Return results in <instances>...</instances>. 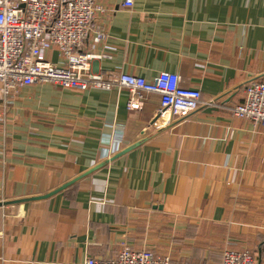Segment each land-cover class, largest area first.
Here are the masks:
<instances>
[{
  "label": "crops",
  "instance_id": "1",
  "mask_svg": "<svg viewBox=\"0 0 264 264\" xmlns=\"http://www.w3.org/2000/svg\"><path fill=\"white\" fill-rule=\"evenodd\" d=\"M125 2L100 0L90 72L175 73L217 105L173 114L146 94L132 110L124 89L50 83L0 95V264L113 259L123 244L177 264H220L227 248L259 262L264 127L232 109L264 82V0Z\"/></svg>",
  "mask_w": 264,
  "mask_h": 264
},
{
  "label": "built area",
  "instance_id": "2",
  "mask_svg": "<svg viewBox=\"0 0 264 264\" xmlns=\"http://www.w3.org/2000/svg\"><path fill=\"white\" fill-rule=\"evenodd\" d=\"M125 6L132 7V0ZM103 9L100 0H0V95L4 101L21 86L50 83L63 89L85 92L89 89H124L132 94L129 109H139L146 94L160 96L166 112L186 115L201 105L198 89L181 85L178 74L162 72L152 81L133 74L91 73L97 56L84 51L90 38L102 44L107 33L96 23ZM56 51L59 63L49 53ZM235 117L264 127V82L246 87L245 99L232 109ZM264 264V252L260 259ZM82 264H177L171 256L123 244L116 258L88 257ZM220 264H258L249 250L227 248Z\"/></svg>",
  "mask_w": 264,
  "mask_h": 264
},
{
  "label": "water",
  "instance_id": "3",
  "mask_svg": "<svg viewBox=\"0 0 264 264\" xmlns=\"http://www.w3.org/2000/svg\"><path fill=\"white\" fill-rule=\"evenodd\" d=\"M74 182H75V181H72V182L66 183V184H64L62 187H60L59 189H57V190H55V191H53V192H51V193H49V194H47V195H45V196H43V197H44V198L51 197V196H53L54 194H56V193H58V192L64 190L65 188L71 186ZM260 261H261V260H259L258 264H260Z\"/></svg>",
  "mask_w": 264,
  "mask_h": 264
},
{
  "label": "trees",
  "instance_id": "4",
  "mask_svg": "<svg viewBox=\"0 0 264 264\" xmlns=\"http://www.w3.org/2000/svg\"><path fill=\"white\" fill-rule=\"evenodd\" d=\"M262 251L264 252V247H263ZM252 254H253V253H252ZM253 256L255 257L256 262H257V261H258V257H257L256 255H254V254H253Z\"/></svg>",
  "mask_w": 264,
  "mask_h": 264
}]
</instances>
